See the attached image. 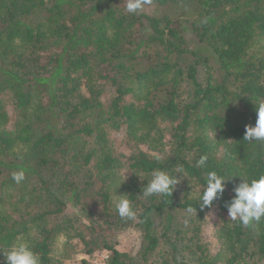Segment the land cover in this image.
Here are the masks:
<instances>
[{"label": "trees", "instance_id": "1", "mask_svg": "<svg viewBox=\"0 0 264 264\" xmlns=\"http://www.w3.org/2000/svg\"><path fill=\"white\" fill-rule=\"evenodd\" d=\"M147 5L163 12L0 0V251L24 239L41 264L99 250L106 264H264V218L244 227L224 207L242 179L264 175V141L243 140L264 101V0ZM119 133L126 154L112 146ZM156 169L182 178L171 196L144 199ZM210 171L228 181L201 209ZM113 192L135 218L117 215ZM214 208L213 255L202 228ZM128 229L141 234L135 255L115 249Z\"/></svg>", "mask_w": 264, "mask_h": 264}, {"label": "clouds", "instance_id": "2", "mask_svg": "<svg viewBox=\"0 0 264 264\" xmlns=\"http://www.w3.org/2000/svg\"><path fill=\"white\" fill-rule=\"evenodd\" d=\"M150 3L151 0H126L125 10L135 14ZM255 115L254 126L245 125L243 140L248 142L264 141V101L255 106ZM155 158L160 159L158 155ZM207 160V155H201L196 161V166H205ZM177 174L173 176L160 169L153 170L150 174L151 178L146 181L140 196L144 199L153 196H171L175 186L179 183ZM180 177L182 178L181 175ZM24 179L23 171L12 173V180L16 184H20ZM227 181L224 176L218 175L215 171L207 173L206 184L203 186L204 190L199 200L201 209H211L214 201L223 198ZM114 192V208L117 215L122 219L135 218L132 202L127 198L128 195L117 196ZM224 207L228 218L238 221L244 227L260 222L264 218V175L258 179H242V182L232 189V196L224 203ZM193 211L195 209L192 207L187 209L189 214ZM0 255L4 257V264H41L39 255L24 239L13 242L7 251H0Z\"/></svg>", "mask_w": 264, "mask_h": 264}, {"label": "rangeland", "instance_id": "3", "mask_svg": "<svg viewBox=\"0 0 264 264\" xmlns=\"http://www.w3.org/2000/svg\"><path fill=\"white\" fill-rule=\"evenodd\" d=\"M141 12L147 15H154L156 13H162L163 9L157 8L153 5H145ZM10 115V110H8ZM112 146L119 152H124L126 154L125 148L123 146V135L113 134L111 137ZM218 210L217 208L212 209L207 213L204 220V225L202 228L203 240L208 245L211 254H216L221 251V243L217 237L218 230ZM141 245V234L137 229H128L123 232L116 240L115 249L119 252L129 253L135 255ZM110 256V252L107 250L96 251L92 256H86L83 252L76 254L70 261L66 264H95L100 261L103 256ZM108 259V258H107Z\"/></svg>", "mask_w": 264, "mask_h": 264}, {"label": "built area", "instance_id": "4", "mask_svg": "<svg viewBox=\"0 0 264 264\" xmlns=\"http://www.w3.org/2000/svg\"><path fill=\"white\" fill-rule=\"evenodd\" d=\"M107 256H103L100 261H97L95 264H106Z\"/></svg>", "mask_w": 264, "mask_h": 264}]
</instances>
